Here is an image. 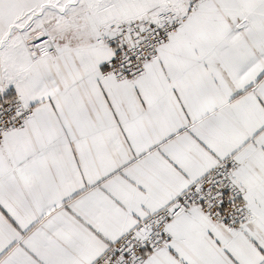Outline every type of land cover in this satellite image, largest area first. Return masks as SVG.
<instances>
[{"label": "snow or ice", "instance_id": "snow-or-ice-1", "mask_svg": "<svg viewBox=\"0 0 264 264\" xmlns=\"http://www.w3.org/2000/svg\"><path fill=\"white\" fill-rule=\"evenodd\" d=\"M0 264H264V0H0Z\"/></svg>", "mask_w": 264, "mask_h": 264}]
</instances>
